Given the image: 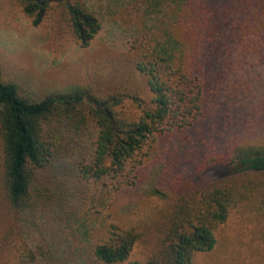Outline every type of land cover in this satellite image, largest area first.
Here are the masks:
<instances>
[{
  "label": "rangeland",
  "instance_id": "1",
  "mask_svg": "<svg viewBox=\"0 0 264 264\" xmlns=\"http://www.w3.org/2000/svg\"><path fill=\"white\" fill-rule=\"evenodd\" d=\"M73 1L85 3L102 24L87 48L78 45L59 3L34 27L18 0H0V69L3 79L18 84L24 95L40 99L80 85L98 96L122 93L146 101L150 92L133 59L141 50L162 48L170 37L178 40L177 49L186 56L195 54V60L207 64L206 74H219L224 88L210 95L209 127L201 131L200 141L194 135L187 153L181 149L174 156L171 149L159 161L160 154L154 152L136 169L130 167L125 177L103 182L86 180L80 172L92 159L94 127L77 132L66 123H52L47 130L61 148L38 181L56 202L35 218L11 206L0 138V264H29L26 250L37 245H45L50 253L35 264H99L92 256L93 244L106 221L116 220L129 203L137 205L131 220L142 224L145 236L123 264L144 262L160 235L157 219L167 209L165 201L147 196L149 186L169 185L181 176L180 157L190 159L194 152H210L229 140L264 138V0ZM121 108L133 117L141 114L130 99ZM168 164L171 173H162ZM195 177L201 186L219 181L264 185L263 174L232 178L213 171L203 174L205 181ZM258 204L257 198L233 209L215 232V248L198 253L193 264H264V220Z\"/></svg>",
  "mask_w": 264,
  "mask_h": 264
},
{
  "label": "trees",
  "instance_id": "2",
  "mask_svg": "<svg viewBox=\"0 0 264 264\" xmlns=\"http://www.w3.org/2000/svg\"><path fill=\"white\" fill-rule=\"evenodd\" d=\"M164 1L175 4L183 0ZM18 3L34 27L44 22L55 4L62 5L72 34L82 48L89 47L102 29L98 16L80 1ZM177 44L178 40L170 37L162 48L141 50L134 57L136 69L150 92L146 101L122 93L98 96L80 85L36 99L24 95L18 84L5 81L0 69L5 181L11 206L17 213L35 218L55 205V195L42 190L38 181L40 171L58 159L60 152L61 147L47 130L54 122L66 123L77 132L94 127L97 135L92 159L80 169L86 180L94 182L125 177L130 167L136 169L154 152L160 154L159 161L171 149L174 156L181 149L187 153L196 133L197 141L202 139L201 131L209 127L213 114L210 95L222 92L223 83L218 81L219 74H206L207 64L195 60V54L186 56ZM127 99L141 108L140 116L125 114L121 107ZM189 131L191 135H187ZM180 159L181 176L169 185L159 179L156 182H162V186L150 185L147 190L149 198L165 201L167 209L161 210V219H157L160 235L152 253L144 262L133 264H193L198 253L215 248L216 230L244 202L258 198L259 215L264 220V185L219 181L201 186L195 182V176L205 181L203 174L213 171L232 178L264 175V138L229 140L210 152L202 149L190 159ZM171 167L168 164L161 172L169 174ZM193 171L196 175H191ZM136 208L129 203L116 220L106 221L102 236L92 247L96 263L123 264L130 259L145 236L142 224L134 225L131 220ZM49 253L45 245H37L26 250V261L35 264Z\"/></svg>",
  "mask_w": 264,
  "mask_h": 264
}]
</instances>
